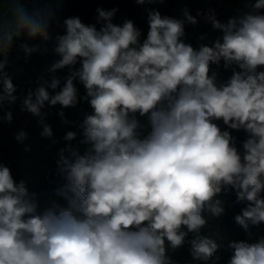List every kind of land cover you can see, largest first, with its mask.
Instances as JSON below:
<instances>
[{"label":"clouds","instance_id":"obj_1","mask_svg":"<svg viewBox=\"0 0 264 264\" xmlns=\"http://www.w3.org/2000/svg\"><path fill=\"white\" fill-rule=\"evenodd\" d=\"M250 7L227 22L210 16L221 35L198 48L184 40L185 24L198 22L187 9L183 19L148 9L144 39L132 20L113 23L118 9L98 8L96 24L63 21L51 82L30 89L21 111L39 117L41 136L51 138L45 105L87 101L92 112L78 125L86 147L81 153L68 143L58 153L65 183L54 191L65 204L50 199L42 206L0 163V264H172L168 249L181 247L189 233L193 259L208 264L220 245L201 230L209 217L224 213L218 196L229 189L237 203L247 202L234 217L246 233L264 223V0ZM52 18L51 10L30 11L13 0L11 22L0 23V109L17 100L5 71L14 38L50 41ZM21 47L28 55L39 50ZM221 62L232 68L225 82L211 71ZM66 67L70 74L60 88L54 73ZM75 81L84 86L83 97ZM59 115L69 123L63 111ZM0 120L11 123L12 113ZM221 120L247 133L242 152L216 123ZM15 138L22 143L28 134L22 130ZM76 138L68 131L64 140ZM228 249L227 264H264V238L233 241Z\"/></svg>","mask_w":264,"mask_h":264},{"label":"trees","instance_id":"obj_2","mask_svg":"<svg viewBox=\"0 0 264 264\" xmlns=\"http://www.w3.org/2000/svg\"><path fill=\"white\" fill-rule=\"evenodd\" d=\"M45 1H49L50 4L53 2L52 0ZM180 1H184V4L180 5ZM21 2L26 3V6L30 11H34V7L31 5V0H21ZM254 2L255 0H163L161 3L157 0L156 3H145L140 5L136 0H63L60 4L55 5L54 7L52 5L53 18L51 21L64 24L63 21L66 18L79 17L85 24H96V17L98 15L96 10L98 8H103L105 10L118 9L113 19V23L122 25L125 20H132L134 25L141 30V39H144L147 37L149 31L147 19L148 9L158 10L162 16L176 19H183V12L187 9L198 22L195 25L189 23L185 24L184 40L186 43H190L194 48H198L202 43L211 45L221 33L213 29L211 22H205L199 18L196 14L197 9H213L217 20L227 22L229 18L252 11L250 5ZM12 7L13 0H0V23L7 24L11 22L10 17ZM260 11L261 14H264V10ZM99 27L100 25L97 24V28ZM65 33L66 28L63 31L52 34L63 35ZM202 35L206 36V39L201 40L200 37ZM54 47L55 44L47 55L48 69L55 61L60 59L57 55L56 60L51 61V55L55 53L53 51ZM42 52L43 50L38 51V61ZM79 66L80 65L77 64L75 67L79 68ZM212 66L216 68L218 67L219 69V72H216L217 81L221 80L225 82L231 77L232 68H225L223 62L218 66ZM259 70H264V68ZM69 74L70 70L67 67L57 70L54 73L55 76L60 78V88L63 87L64 79ZM52 75L53 73L48 72L45 81L50 83ZM77 83L79 88L84 87L78 81ZM60 88L56 89V91H59ZM49 91L52 92L51 89H49ZM78 92H81V90L79 89ZM88 106L90 107L89 104ZM0 115L5 114L0 111ZM139 119L142 124L146 123V117H140ZM216 123L219 126L220 121H216ZM224 130L231 133L235 138L236 147L242 152V144L247 139V133L244 130L237 131L229 128ZM17 133L18 132L14 130L8 137H5L0 141V163L9 167L13 178L17 175V159L20 149L19 142L15 138ZM64 183L65 181L62 177L58 187ZM50 185H53V182L52 180L45 179L44 172L36 183V193L41 205L43 206L50 199H55L58 203L65 204V201L61 197L55 195V191L48 190ZM261 196L264 197V192L261 193ZM218 198L223 202L224 213L220 217H209L208 224L201 230L202 236L214 239L220 245V248L216 253V257H219V259L217 260L216 257H213V260L209 261L208 264H213V261H215V264H227L231 255V250L228 249V244L230 242L247 240L250 243H255L261 238H264V223H261L258 226L250 225L249 235V233H246L245 230L235 222L234 217L241 214V210L247 206V202L237 203V197L234 190L229 189L226 192H222ZM205 216H208V214L205 213ZM194 238V234L189 233L186 237L185 243L181 247L174 250L170 248L168 249L167 255L170 257L172 264H204L202 261L194 260L190 253L191 245L189 242Z\"/></svg>","mask_w":264,"mask_h":264},{"label":"rangeland","instance_id":"obj_3","mask_svg":"<svg viewBox=\"0 0 264 264\" xmlns=\"http://www.w3.org/2000/svg\"><path fill=\"white\" fill-rule=\"evenodd\" d=\"M52 1H53L52 4H50L49 1H45V0H31V5L34 7V10L36 9H41L45 11L51 10L52 12L53 11L52 5L54 7L55 5L60 4L63 0H52ZM179 4L180 5L184 4V1L183 2L180 1ZM207 10H211V9H197V13H198L197 16L202 20H204L205 22H207V20L201 15H203V13L206 12ZM50 35L52 36V39L50 41L45 42L40 39L43 42L44 50L42 54L39 56V61L37 62L35 69L27 68L26 66L20 63L8 62V64L12 66V70L14 69V81H17V83L19 82L22 86L24 97L27 95L30 89L34 91L39 86V84L44 82L47 78V74L49 72L47 55L49 51H51L52 46L55 44V37L57 36L52 33H50ZM211 71L219 72V69L218 67L216 68L211 66ZM218 82H223V81L218 80ZM74 83L77 89L78 90L80 89L82 92V93L79 92V96L83 97L86 94L85 88L84 87L79 88L77 81H75ZM88 104L89 103L87 101L80 100L76 107L63 108L59 104L56 106H48L46 104L45 107L43 108L48 119L50 120L51 127L58 134H62V141L64 142L63 148L68 143H71L73 147H78L81 153H83V151L85 150L86 146L80 144L82 135L78 125L83 121L85 114L91 113V108L88 106ZM61 111L64 112V119L69 121V123L65 124L62 122V119L59 115ZM219 127L221 128V130L227 128V126L223 124L222 120L220 121ZM68 131L77 132V138L71 142L65 141L64 137ZM32 146H33V151L30 155V161H29V165L32 170V177L31 174L25 176L23 172L19 173L23 162L22 154L23 152H27L26 150L21 149V147L19 146L20 149L17 159V175L14 178V180L17 183H19L21 180L25 181L29 191L36 193L37 182H35V180L29 181L30 180L29 177L35 178V176L38 173L43 172L45 169L47 171L51 168L58 167L57 161L59 159L58 153L60 149L52 150L49 146L46 145L45 140L42 137L41 139L35 138V143L32 142ZM61 179L62 178L53 179L52 180L53 185H50L48 187V190L54 191L58 187Z\"/></svg>","mask_w":264,"mask_h":264},{"label":"built area","instance_id":"obj_4","mask_svg":"<svg viewBox=\"0 0 264 264\" xmlns=\"http://www.w3.org/2000/svg\"><path fill=\"white\" fill-rule=\"evenodd\" d=\"M196 14H198L197 11ZM213 15L215 16V13L214 10L211 9L204 12L203 15L201 16H203L207 20V22H209V17ZM25 43L28 44L29 47L35 45L38 46L39 50H44L43 47L44 45L39 40V38L35 40H29L27 39V37L14 38V43L7 54V60L8 62L20 63L26 66L27 68L35 69L36 64L38 62L39 50L28 55L21 47V45ZM56 58H57V54L54 53L51 55L50 59L51 61H55ZM13 84L17 89L16 92L21 90L20 84H18L17 82H13ZM21 107H22V103L20 101L18 102V96H17V100L15 103L13 104L5 103L3 108L0 109V111L3 112L4 114L10 111L12 113V119L15 121L16 126L19 128L20 131L22 130L25 131L28 134V138L30 132L34 129H38L40 131V136H41V132L43 128L39 123L40 118L33 116L31 113L27 112L26 110L21 111ZM42 112H44L43 109ZM45 122L51 125L50 120L48 119L47 116H45ZM52 131H53V136L51 138L42 137V136L41 137L45 140L46 145L49 146L52 150L61 149L63 146L62 136L58 134L53 128ZM28 138L22 143L19 142V146L21 147V149L26 151L29 150V146L26 143ZM57 178H62V176L58 173L57 167L51 168L45 172L46 180H53Z\"/></svg>","mask_w":264,"mask_h":264},{"label":"crops","instance_id":"obj_5","mask_svg":"<svg viewBox=\"0 0 264 264\" xmlns=\"http://www.w3.org/2000/svg\"><path fill=\"white\" fill-rule=\"evenodd\" d=\"M5 71L8 73V75L12 78V81L13 82H17V81H14V69L12 70V66H10L8 64V66L6 67ZM18 84H20L18 82ZM21 85V84H20ZM16 96H18V102L20 101L22 103L23 101V90H22V86H21V90L16 92L15 93ZM4 115H0V117H3ZM47 116V115H46ZM17 131V132H20L19 128L16 126V123L15 121L12 119V122L11 123H7V122H4L3 120H0V141L5 138V137H8L12 131ZM62 136V134H60ZM35 138H39L41 139V136H40V131L38 129H34L30 132V135H29V138L27 140V145L29 146V150H27V152H23V156H22V159H23V162H22V166L20 168V171L19 173L23 172V174L25 176H27L28 174L30 175L31 174V177H32V170L30 168V165H29V161H30V155L33 151V146H32V142L35 143ZM31 141V142H30ZM64 143V142H63ZM64 145V144H63ZM63 148V146H62ZM46 172V169L43 171V172H40L38 173L35 178H30L29 181H34L37 182V180L39 179V177L44 173Z\"/></svg>","mask_w":264,"mask_h":264},{"label":"water","instance_id":"obj_6","mask_svg":"<svg viewBox=\"0 0 264 264\" xmlns=\"http://www.w3.org/2000/svg\"><path fill=\"white\" fill-rule=\"evenodd\" d=\"M65 29V25L56 21H51L48 31L49 33H55L59 31H63Z\"/></svg>","mask_w":264,"mask_h":264}]
</instances>
